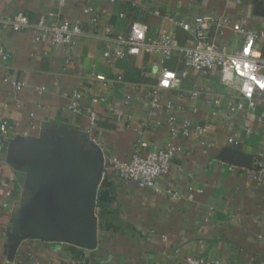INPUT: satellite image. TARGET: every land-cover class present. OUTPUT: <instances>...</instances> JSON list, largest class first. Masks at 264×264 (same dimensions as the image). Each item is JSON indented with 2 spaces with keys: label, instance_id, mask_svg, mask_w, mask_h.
<instances>
[{
  "label": "crops",
  "instance_id": "0c3cea01",
  "mask_svg": "<svg viewBox=\"0 0 264 264\" xmlns=\"http://www.w3.org/2000/svg\"><path fill=\"white\" fill-rule=\"evenodd\" d=\"M86 7L92 13H84ZM20 13L30 21L43 16L47 24L79 20L83 34L65 50L35 42L32 28L0 32V49L9 55L0 58V123H7V131H0V264H189L186 257L264 264V172L255 180L231 162L239 156L264 168V97L257 95L253 108L231 110L242 100L239 80L225 85L216 69L187 67L181 48L193 39L178 26L202 16L209 39L225 52H237L248 32L257 35L254 47L264 53V0H0V17ZM134 22L152 38L174 35L169 59L161 63L146 53L103 57L119 47L125 52L115 38ZM234 24L243 32L234 31ZM162 66L185 74L178 87L158 91L163 104L190 122L191 132L177 138L186 154L174 155L155 190L123 179L108 160L128 161L137 137L147 141L143 154L167 139V114L151 109L147 97ZM5 77L24 88L15 91ZM200 88L193 97L191 91ZM72 103L81 110L69 108ZM88 106L97 114L92 127L82 110ZM83 132L104 155L94 249L29 234L24 221L37 195L30 174L7 152L8 140L17 135L78 138Z\"/></svg>",
  "mask_w": 264,
  "mask_h": 264
},
{
  "label": "built area",
  "instance_id": "2783aa9c",
  "mask_svg": "<svg viewBox=\"0 0 264 264\" xmlns=\"http://www.w3.org/2000/svg\"><path fill=\"white\" fill-rule=\"evenodd\" d=\"M60 1L63 3L66 0ZM83 12L92 13V9L86 7ZM178 26L190 34L193 39L191 45L181 48L183 61L187 67L203 73L216 69L219 80L225 85H231L239 80V91L242 100L230 105L231 110L241 111L244 107L253 108L256 104V96L261 95L264 97V53L254 47V41L257 39L256 34L246 32L245 41L241 48L235 53H227L209 39L205 17L197 16L192 22L180 21ZM28 28L35 31V42L47 40L53 45L64 47L65 50L75 48L77 37L83 34L79 20H63L59 23L47 24L43 16H39L36 21H30L22 13L14 17H0V32L7 29L18 32ZM233 29L237 32H243L238 24H234ZM106 32H110L109 27L106 28ZM115 40L125 48V52L119 47L114 51H104L103 57L111 59L120 58L124 56V53L128 55L146 53L157 55L160 62L164 63L176 49L175 37L171 32L163 33L158 38H152L147 35L145 25L138 22L130 24L127 34L117 35ZM8 56L0 49L1 59L5 60ZM184 77V73L176 74L174 71L162 66L156 85L147 94L151 109H163L167 114L168 137L164 144L154 151L143 154L142 150L147 146V141L143 137H137L131 144L128 161H120L117 157H111L108 160L109 165L116 173L123 179L136 183L138 187L158 190L157 179L170 169L174 155L185 153L183 145L176 140L179 137L184 138L190 135V122L177 117L170 104H163L158 91L160 88L178 87ZM3 81L17 92L24 88V83L21 81L8 77H5ZM117 81H122V77L118 76ZM43 90L44 87H40L38 92L40 93ZM201 91V88L193 90L191 95L196 97ZM74 97H79V95L74 93ZM102 100L103 98H92L93 102ZM214 102L219 103L218 100ZM69 108L73 111L81 110L76 103H72ZM82 110L88 115L89 127H92L97 119L95 110L91 106L84 107ZM117 119H120L119 115ZM259 121H262V118H259ZM0 131H7L6 121L0 123ZM233 168L232 165L229 166V169ZM239 169L245 171L247 177L255 180H260V174L264 172V168L260 163L253 166H240ZM185 260L189 264H227L220 259L203 261V259L186 257Z\"/></svg>",
  "mask_w": 264,
  "mask_h": 264
},
{
  "label": "water",
  "instance_id": "95a60500",
  "mask_svg": "<svg viewBox=\"0 0 264 264\" xmlns=\"http://www.w3.org/2000/svg\"><path fill=\"white\" fill-rule=\"evenodd\" d=\"M8 155L31 178L37 197L24 227L33 238L94 249L98 243L95 213L104 155L87 132L78 138H33L17 135L8 140ZM243 157L231 161L247 166Z\"/></svg>",
  "mask_w": 264,
  "mask_h": 264
}]
</instances>
